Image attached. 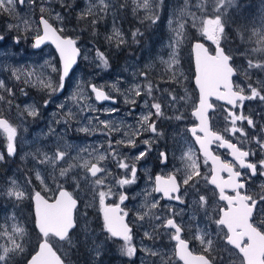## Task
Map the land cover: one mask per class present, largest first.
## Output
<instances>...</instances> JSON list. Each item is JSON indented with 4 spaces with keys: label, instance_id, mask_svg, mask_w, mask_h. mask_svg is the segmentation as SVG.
Listing matches in <instances>:
<instances>
[{
    "label": "rangeland",
    "instance_id": "obj_1",
    "mask_svg": "<svg viewBox=\"0 0 264 264\" xmlns=\"http://www.w3.org/2000/svg\"><path fill=\"white\" fill-rule=\"evenodd\" d=\"M68 2L72 4L71 15L61 7V0H35L34 6L30 3L21 5L19 0H17L13 14L10 15L8 12L0 10V35L4 36V39L0 41V80H3L8 87L13 88L15 92L14 96L9 97L5 90L0 89V95L5 97L4 101H0V116L17 127L16 153L12 158H8L5 154L6 136L0 131V153L6 157L5 160L0 161V193H6L12 187L13 180L16 181L20 190L26 192V197L19 201L15 198H9L7 195H0V223H4L5 218H9L11 223L13 222L11 218L15 217L14 222L23 226L26 231V235L18 240V242L25 244L26 252L24 255H17L14 258L13 264H24L25 257H28L34 251L35 245L39 240L32 226L30 196L39 191L41 196L46 200H52L55 192L58 190V185H62L66 191L73 194L74 198H77L78 209L74 213L77 227L70 233L74 244L56 242L50 237L54 250L64 259L65 264H142V261L151 262L153 260L156 261V264H179L174 257L173 242L164 231H160L158 235L154 234V237L150 239V245L143 243L141 239L149 240V238L144 237V232L146 230L151 232V225L157 222L151 215H145L143 220H138L137 217L144 213H158L162 216H172V212L168 211V206H171L168 203H159L157 209H151V202L157 199H154L151 195L150 171L155 170L158 166V164H152V159L155 157L157 160V153L159 151L166 152L168 161L164 165L163 171L176 172L180 175L181 180L184 179L188 163L184 159V154L189 150L192 151V145L186 135L185 127L188 125V119L191 117L189 111L193 109L196 102V93L191 84L193 74L190 65L189 45L192 41H199L207 47L210 53L215 49V45L205 39L192 26L193 14L195 17L201 19L206 15H211L214 0H187V3L185 0H164V6L158 10L160 19L155 25H152L150 20H143L142 22V18L149 14L148 10L137 9L133 12L136 3H141L142 0H135V3L133 0H112L117 5L115 16L111 12L108 14L100 13L103 19L99 20L95 26L96 36L92 35L90 23H86L85 21L78 23L77 18L74 17V14L84 10L94 0H68ZM156 2H159V0H156ZM120 4H125L126 8H119ZM42 5L50 7L52 12L41 13L40 7ZM181 11L184 13L183 16H181ZM55 12H61L66 17L64 23L67 31L62 33V35L77 39L78 46L82 51L88 53L89 59L87 60L83 59V56L79 57V69L83 72L96 69L97 73L95 72L91 76L87 75L84 77V74L76 71L72 79L69 80L64 92L52 95L49 104L45 107L44 102L49 99V90L41 87L38 83L25 85L23 77L17 80L12 75V70L14 68H27L28 70L38 71L37 66L43 64L45 59L51 60L58 67L55 55L49 46H43L38 50H34L32 47L34 36L38 32L40 34L37 22L38 17L45 15L53 27L59 28L61 26L54 17ZM174 12L176 13L175 17L173 16ZM227 16L228 24L225 31L228 40L222 43L225 49L230 50L233 55L231 63L237 69L234 83L239 84L247 90L249 83H256L258 79L264 80V72L256 69L251 70V76L246 75L249 57L243 55L247 50L250 58L256 59L264 56V53L251 51L256 46L254 43L255 38L253 37L251 41L248 39L253 31L251 25L253 23L259 25L261 20H264V0H234L232 6L227 9ZM91 19L90 15L88 20L90 21ZM170 19L173 20L172 27L169 26ZM180 23L184 25L186 39L182 38L180 63L177 66L178 73L175 79H172L173 74L167 70L164 61L170 59L171 49L169 44L176 39V33L173 31V28L179 27ZM10 24L16 27L9 30ZM114 26L124 34L126 39V43L119 48H117L115 40L109 42L106 39L107 36L112 34ZM136 29H140L142 35L139 36L138 42H133L131 33ZM16 36L20 37L18 44L13 39ZM90 36L95 37L98 46L92 44ZM97 48L107 55L109 60L107 70L98 67L99 61L95 58V50ZM91 61L93 65L87 66ZM117 64L119 66L112 70ZM141 69L148 72V79L145 80L137 75L136 80H134V74H138ZM94 77L97 78V85H105L104 90L116 99V103L114 106L111 104L98 105L91 95L87 101L80 99L79 103L92 104L99 111L96 113L87 110L81 111L69 97L74 91L78 90L76 88L78 83L83 84V93L85 95L90 94L86 88V82ZM45 78H52L54 82H59L58 73H51L50 69L47 70V77ZM137 80L142 86L151 81L154 88L153 94L155 96L158 95L156 97L160 98L163 110L170 109L172 113L166 116L167 120L165 118H160V120L155 116L151 118L157 121L158 130L162 135L155 137L154 142L151 144V151L145 158L139 160L148 159L149 161L146 165L143 167L136 166L139 174L136 175L135 183L137 180L140 181V178L142 179L140 187L133 194L129 195L126 191L129 187L131 189V185H126L123 188L115 185V179L123 176L122 170L118 169L116 164H111L108 159L101 162L102 166H106L113 174L109 176L114 179L109 187H112L115 192H124L128 197L121 208L128 213L125 217V222L133 227V245L137 248L136 256L133 257V261H130L127 257L120 255L119 249L123 241L116 240L104 231L102 219L100 218L99 197L95 195L94 198V193L91 190L98 186L94 185L95 178L91 177L86 169L81 167L84 159L91 160L88 153L81 151L83 147L72 146L68 140L65 141L67 137L66 129L60 130L56 126V134H51L49 127L52 128L55 121H57V118L53 116L55 112L60 111L65 114L71 108L77 118L75 119L76 122L79 119L83 120L81 118L82 112H86L88 118L99 115L101 119H108L107 117L109 116L112 120L123 122L121 123L123 129L119 131V133L124 131L121 134L123 135V139L126 140L128 138L125 135L126 132L129 134V131L134 130L132 128L128 131L124 130L131 124L135 126V132L139 130L140 134L145 136V139L152 140L154 134L143 130L146 128V125L142 127L139 123L141 115L147 112L143 100H148L149 104L152 100H149L150 98L147 97L146 93H142L141 97H136L134 93H131V98L136 101L140 100V103L131 104L125 102L126 96L129 95L128 90L130 86ZM114 82L117 84L119 91L111 87ZM21 88L24 89V93L20 91ZM155 88L160 89L162 93L156 91ZM163 89H170L179 98V102L169 104L168 101L171 100V97L168 96L167 92H163ZM28 97L30 100H28ZM8 100H11V105H9ZM60 103H64L66 107L64 109L58 108L57 105ZM29 105L36 107L41 113L37 118L33 119L27 116L24 110ZM105 108L118 109V112H116L118 115L116 113L111 115L104 113L103 109ZM262 109V114H264V105L263 108L261 105ZM175 115H182L183 118L176 120ZM40 121H43L44 129L38 128V122ZM124 125H127V127ZM165 129L167 130L168 143L166 146H161L164 141ZM130 135L133 136L131 132ZM107 141L93 142V144L87 145L84 148L91 150L93 146H96L100 152H103L108 146ZM155 143L157 147H153ZM57 144L62 145L68 152L66 161H62L60 167L67 168L69 164H75L66 177H60V167L54 169L51 165H40L33 159V155L37 153L38 149L54 153ZM139 145L140 141L137 146ZM141 145L143 147L136 152L137 154L148 147L144 144ZM139 161L131 159L128 163L131 164ZM20 164L23 166V170L18 168ZM10 168L14 169V171L11 172ZM37 170L40 171L41 177L46 180L47 190L36 179ZM75 172L82 173L81 182H76ZM98 175L103 176L104 174ZM107 188L105 187L102 190L107 191ZM144 198H147V201L149 198L151 200L150 202L145 200L144 203ZM118 201V195H114L106 199L105 202L106 204L114 205ZM171 208L176 213L173 217L174 220L182 226V230L188 241L201 246L200 250L202 251L199 253L208 257L209 253L204 251L205 246L195 239V236L197 235V230H200L201 234H210L214 241L216 231L213 228L211 210L207 212L203 210L199 214L191 202H188L187 207L171 206ZM4 226L10 230V224H5ZM7 243L5 238L0 237V245ZM145 246L157 250L161 255L153 257L145 253L142 250ZM95 250H98L100 253L98 260ZM213 260H215L214 255Z\"/></svg>",
    "mask_w": 264,
    "mask_h": 264
},
{
    "label": "snow or ice",
    "instance_id": "obj_2",
    "mask_svg": "<svg viewBox=\"0 0 264 264\" xmlns=\"http://www.w3.org/2000/svg\"><path fill=\"white\" fill-rule=\"evenodd\" d=\"M135 3V0H133ZM187 3V0H185ZM234 0H214L212 4V14L206 15L204 18L195 17L193 14V27L207 40L211 41L215 45V54L210 55L207 48L202 43H195L192 45V52L195 55L196 60V85L199 89V103L193 107L192 117L199 121L195 127L189 129L195 138L197 144L200 146V152L204 156V162L207 164L211 161L212 167L210 169L211 177L206 175L204 178L208 184L214 186L218 191L219 200L224 201L227 204V208L220 207V214L218 219H214L213 222L217 227L218 235L223 236L224 250L232 253V249L238 250L245 256V259L240 261V264H264V247L261 244L264 243V229L259 227V224L255 223V219L259 216L260 224H264V183L261 184V191L259 193L248 190V181L257 175L264 176V119L259 123L254 118L251 112L245 113L243 108L245 101H259L261 105H264V80H257L256 83H249L247 90L241 87L239 84H235L232 77L236 74L237 69L234 68L231 61L233 55L230 50H226L222 42L228 40L226 34V26L228 24L227 9L232 6ZM17 0H0V10L8 12L10 15L15 12V5ZM21 5L30 3L35 5V0H19ZM164 6V0H142L141 3H136V7L133 9L135 12L137 9H145L149 11V14L142 18L143 20H150L152 25H155L160 19L159 9ZM61 7L71 15L72 4L68 0H61ZM119 8H126L125 4H120ZM117 11V5L112 0H94L84 10L77 13V21H85L92 26V35L96 36L95 26L99 20L103 19L100 13L108 14L115 13ZM41 13H50L52 9L42 5L40 7ZM91 15L92 19L89 21L88 17ZM176 13H173L175 17ZM184 13L181 11V16ZM55 19L60 23L59 28L53 27L45 15H41L39 19V25L42 26L43 34L39 32L34 36L32 47L34 49H41L43 45L51 43L55 47L56 54L59 56V68L48 59H45L43 64L37 66L38 71L28 70L27 68H14L12 75L17 79L23 77V83L25 85L39 84L41 87L49 90V99L45 100V107L50 102L51 96L62 92L65 88V81L69 78V73L73 71L74 66L77 65L78 58L83 56V59H89L88 53L82 51L77 44V39L70 38L62 35L67 28L65 26L66 17L61 12L54 13ZM173 20H169V26L172 27ZM15 25H9V30L15 28ZM253 29L252 34L248 39L251 41L254 37L255 47L251 49L252 52L264 53V20H261L259 25L253 23L251 25ZM259 29V30H257ZM176 33V39L171 41L169 47L171 49L170 59L164 61L168 71L172 72V79H175L180 63V45L182 38L186 39L183 23L179 24V27L173 28ZM142 35L140 29L132 31L131 37L133 42H138L139 36ZM4 39L3 35H0V41ZM15 43L20 42V37L13 38ZM106 39L111 42L116 41L117 48L126 43L124 34L115 26L112 29V34L107 36ZM248 58L246 75L251 76V70L256 69L260 72H264V56H260L256 59L250 58L247 50L243 53ZM95 58L99 61L98 67L107 70L109 67V60L106 53L100 49L95 50ZM50 69L51 73H59V82L56 83L52 78L47 77V70ZM148 79V72L144 69L139 70L138 74H134V80L136 76ZM90 94L85 95L83 93V84L78 83L76 85L77 91H74L69 99L76 103V106L81 111H91L96 113L99 111L92 104L84 103L80 104L79 100L83 99L87 101L91 95H94L95 101L101 103L104 101H111L115 104L116 99L113 98L105 89V85H96L89 82ZM111 87L117 91L119 88L114 82ZM0 89L7 92L9 97L15 95L14 89L6 85L3 80H0ZM20 91L24 93V89ZM129 95L126 96L125 102L135 104L137 101L131 98V93H134L136 97H141L142 93H146L152 102L149 104L148 100L144 101V105L147 108V112L142 114L139 123L141 126H145L143 130L152 132L153 139H145L141 141L148 147L140 151L134 158L128 157L117 150V146H131L136 147L137 141L128 136V139H116L114 142L111 139L110 134L120 131V125L122 121L116 120H104L99 115L89 117L87 124L79 127L77 130L80 132L92 134L95 132H101L103 135L109 137L107 141V148L103 152L99 151V148L93 146L90 149L83 148L81 151L87 152L91 158L84 159L81 167L86 169L87 173L95 178L94 187L91 189L95 195L99 197V207L103 216L104 231L110 234L111 237H119L123 241L120 246V255L127 257L130 261H133V257L137 254V248L133 245V229L125 223V217L128 215L120 205H122L128 197L124 192H115L112 187H108L107 191L102 190L107 187L105 177L113 175L106 166H102L101 162L110 158L115 161L116 167L123 172V176L115 179V185L123 188L126 185L135 183L137 175V167L135 163H128L129 159L139 161L145 158L151 151V144L154 142L156 136L162 135L158 130L156 120L151 118L155 116L157 119L166 118L165 111L162 108L160 98L153 94V85L149 81L145 85L137 80L130 86ZM156 91H161L156 89ZM163 92H167L171 100L169 104H176L179 102V98L170 90L163 89ZM26 94V93H25ZM214 97L216 100L223 101L226 105L231 107H225L226 113L224 119L226 121L224 132L233 136L235 139L240 140L241 145H250L255 143L256 148L249 147L247 150L238 147L232 140L227 139L223 134L212 130L209 127L208 112L210 109H214V105L209 102V98ZM5 97L0 95V101H4ZM11 105V100H8ZM58 108L64 109L66 105L60 103ZM241 109L239 113L234 111L235 109ZM154 110V111H153ZM27 116L33 119L37 118L41 113L34 106H27L25 108ZM178 111V109H177ZM103 112L106 114H114L118 112L115 108H105ZM55 113L53 116L55 117ZM75 118V113L71 108L57 120L56 123H60L61 120L65 122ZM182 115H175L176 120H181ZM239 122V123H238ZM246 122L247 129H253V132H248L243 126ZM106 130V131H105ZM0 131L6 136V149L8 156H14L16 153L15 141L17 138V127L13 126L9 121L0 116ZM51 134H56L55 129L49 127ZM203 133V136L198 135ZM239 134L237 137L236 134ZM137 130L133 135H139ZM125 135H128L127 133ZM243 138V139H241ZM218 142V143H217ZM216 144L218 148H225L228 150V154L231 155L232 160L239 165L236 168L233 163L225 162L217 154H214L211 150V145ZM102 147V145H101ZM256 149L260 152V159L258 162H252L249 157L255 155ZM95 153V155H94ZM68 155L67 150L60 144H57L54 153L45 152L41 149L37 150V153L33 155V159L40 165H51L54 169L60 167L62 161H66ZM161 163L164 164L167 161V155L165 152L159 153ZM5 156L0 153V161L5 160ZM184 159L188 162L186 165L185 178L183 184L189 188L196 189V183H190L194 180V177L201 176L195 154L189 150L184 154ZM94 161V162H93ZM73 165L69 164L67 168L60 167V177H66ZM240 169H246L247 172H242ZM221 172L227 173V179L220 176ZM103 173V176L98 174ZM130 177V178H129ZM36 179L40 181L41 185L47 190L46 180L41 177L39 170L36 171ZM79 187V185H77ZM154 192L163 193L161 199L168 201L177 200L183 204L184 195L188 194L186 188L182 195H176L180 192V185L177 183L175 176L169 175L167 177L156 176L155 187L152 189ZM59 194L55 197L54 202H49L40 192L37 191L31 197L35 201V226L39 230V233L43 237V240L39 242V250L35 251V254H29L30 258L27 259V264H65L64 259L57 254L54 250V246L50 240V237L54 236L61 242H67L68 244H74V241L70 235V230L77 227V222L74 217V213L77 209V198H74L73 194L66 191L62 185H58ZM234 193V195L229 194ZM0 195H7L9 198H15L16 200H22L26 197V192L19 189L16 181H12V187H10L6 193H0ZM114 195H118L119 204L109 205L106 204V199L111 198ZM198 201L194 198V206L198 205L200 209L207 212L209 202L207 196L202 193H198ZM159 200L151 202V209H157L159 206ZM168 211L172 212V216H162L158 213H144L137 217L138 220H143L145 215H151L157 223L151 225L152 231H145L144 237L152 239L154 234L158 235L160 231H164L166 235H169L172 241L176 242L175 254L184 261V264H215L213 260V254L218 247L210 234H201L200 230H197L195 239L199 240L204 245V251L209 255L206 258L204 255L193 256L188 251L187 242L181 237L182 226L174 220L176 213L171 206H168ZM5 218L4 223H0V237L7 240V244L0 245V264H13L14 258L17 255H24L26 252L25 244L18 242L22 237L26 235L25 228L15 223V217ZM5 224H10V230L5 227ZM227 232H224V229ZM245 239L252 243L246 244ZM231 246L228 248L227 246ZM142 250L155 257L161 255L157 250H153L148 247H143ZM254 250V254L249 253ZM96 251L97 260L99 258V251ZM162 258V257H161ZM239 259V257H236ZM142 264H156V261L151 262L142 261Z\"/></svg>",
    "mask_w": 264,
    "mask_h": 264
},
{
    "label": "flooded vegetation",
    "instance_id": "obj_3",
    "mask_svg": "<svg viewBox=\"0 0 264 264\" xmlns=\"http://www.w3.org/2000/svg\"><path fill=\"white\" fill-rule=\"evenodd\" d=\"M207 48V47H206ZM210 53V52H209ZM213 53V52H212ZM211 53V54H212ZM79 60V59H78ZM112 60V59H111ZM92 61L90 62L89 65L87 66H92ZM122 65V64H120ZM191 65V64H190ZM119 66V64H117L116 66H114L112 68L115 69ZM80 67V64L77 62V65L75 66V69L71 72V74L69 75V78L66 79L65 81V88L67 87V84L69 82V80L72 79V77L74 76V73L76 71H79V73L81 74H84V77H86L87 75L91 76L92 74H94L95 72L97 73V70L94 69V70H89L88 72H83L82 70L79 69ZM78 68V69H77ZM192 70V68H191ZM235 78V77H234ZM234 78H232L233 82H234ZM59 81V79H58ZM89 82H92V83H95L97 85V78L94 77L90 80H88L86 82V88L87 90L90 92V88L88 87V83ZM191 84H192V80H191ZM64 88V90H65ZM64 90L62 92H64ZM107 92V91H106ZM29 98V97H28ZM92 98L94 100V96L92 95ZM114 98V97H113ZM30 100V98L28 99ZM138 103H140V100L137 101ZM96 103V102H95ZM196 103V102H195ZM195 103H194V106H195ZM101 104H111L112 106H114L113 103H108V102H105V103H101ZM215 107L214 109L208 114V116L210 117L209 119V127L214 130V131H217L221 134H223L227 139L229 140H232L234 143L237 144L238 147H241V143H240V140H237L235 139L233 136L229 135L227 132H224V128H225V124H226V121L224 119L226 113L224 112V108L227 107V106H223V105H220L218 103H212ZM100 105V104H98ZM52 107H54V105H52ZM174 108V107H173ZM262 108H263V105H262ZM130 110H133V109H130ZM193 110V109H192ZM165 113L169 114V113H172L171 110H164ZM234 111H236L237 113H239L241 111V109L237 108L235 109ZM243 111L245 113H249L251 112L254 116V118L256 119V121L258 122V125L259 123L262 121V119H264V114H262L263 112V109L261 110V103L259 101H245V106L243 108ZM190 112L191 110L189 111V115H190ZM85 112H82L81 116L84 114ZM55 117L57 118V120L60 118V116L64 115V113L60 112V111H57L55 112ZM118 115V113H116ZM84 116V115H83ZM108 119H104V120H109L110 117L108 116L107 117ZM75 119H77L76 117L70 121H67V123L65 122L64 125L62 127H59L58 129L60 130H63V129H66L67 130V138L73 136V135H76V134H79L80 131L76 130L77 126L78 128L79 127H82L84 125L87 124V120L82 117V121L79 119L78 122L75 121ZM117 119V118H116ZM181 122V121H180ZM56 123V121H55ZM175 123V122H174ZM188 125L185 127V132H186V135L188 136V139L190 140L191 142V145H192V152L195 154V159L197 160V164L199 166V170L201 172V176H198V177H194V180L190 183H193L195 182L196 183V189H192V188H189L187 185H184L183 184V179L181 180L180 178V175L176 172H173V171H163V169L165 168V164L167 163L168 161V157H167V161L166 163L162 164L161 163V160H160V156H159V153L160 152H164V151H159L157 153V160L156 158L154 157L152 159V164L153 165H156L158 164L157 168L155 170H151L150 171V183H151V195L153 196L154 199H157L160 201L161 204H165V203H168L169 205H171L172 207H187L188 205V202H191L193 204V207L196 209V212L201 214L203 212V209H200L198 205L194 206V198L195 200L198 201L199 199V195L198 193H202V194H205L207 196V199H208V202L210 203V207L208 206L207 208V211L211 210V219H212V223H213V228L214 230L216 231V234H215V237H214V242L215 244L218 246L215 250V253L213 254L214 255V259H215V262L216 264H240V261L243 260L242 258V253H240L238 250L236 249H232V253H234L235 255H230L229 252L225 251L224 250V240H223V236L221 235H218V232H217V227L215 225V223L213 222L214 219H218L219 218V214H220V207L222 206L223 208H227V204L226 202L224 201H220L219 200V194H218V191L214 188L213 185L211 184H208L207 183V180L204 178L206 175L208 176V178H210L211 176V172H210V169L211 167L209 166V164H205L204 162V158L202 156H200V154L198 153L191 137L189 136L188 134V129L189 128H192L195 126V123H194V120L192 119V117H190V119H188ZM239 123V122H238ZM80 125V126H79ZM125 127H127V125H124ZM246 129H247V125H246V122L244 123L243 125ZM44 124H43V121H40L38 122V128H42L44 129ZM131 127L132 125L129 124L128 128H125L124 130H131ZM135 128V126H134ZM56 129V128H54ZM123 129V126L120 125V130ZM106 131V130H105ZM248 132H253L254 130L253 129H247ZM124 132V131H123ZM123 132L119 133V132H113L111 133L110 135L113 136L115 139H123L121 135ZM130 132L131 134H133L134 132L133 131H129V134L128 132H126L128 135L127 136H131L130 135ZM150 132V131H149ZM152 133V132H150ZM236 136L238 137L239 134L237 133ZM133 139H135L137 141V144L138 142L140 141L141 142V139L140 137H138V135H133L132 136ZM145 138V137H144ZM128 139V138H127ZM164 141L163 143L161 144V146H166V144L168 143V136H167V130L165 129L164 130ZM243 139V138H241ZM218 143V142H217ZM141 144V143H140ZM78 146V145H77ZM80 147V146H79ZM142 146H137V149L135 150V154H137L136 152H138V150L141 148ZM153 147H157L156 143L153 145ZM244 148V150H247L249 147L255 149L256 146H255V143L253 142L252 144L250 145H243L242 146ZM211 150L213 151L214 154H217L221 157V159L225 162H231L233 163V165L236 167V168H239V165L235 163V161L232 160V157L231 155L228 154V151L225 149V148H218L216 144H212L211 145ZM166 153V152H165ZM6 154V153H5ZM134 154V155H135ZM167 155V154H166ZM13 157V156H12ZM12 157H8V158H12ZM133 158V157H131ZM260 159V152L258 149H256L255 151V155L249 157V160L252 161V162H258ZM131 161V159L129 160ZM145 161V163H143L140 167L146 165V163L149 161L148 159H145V160H142V162ZM108 162V161H107ZM140 162V161H139ZM139 162H136L135 165L136 166H139L137 165V163ZM73 164V163H72ZM112 164V163H111ZM75 166V164H73ZM18 168L22 169L23 170V166L20 164L18 165ZM152 169V168H151ZM10 171H14V169H11L10 168ZM159 171V172H158ZM240 171L242 172H247L246 169H240ZM167 172V173H166ZM137 174H139L137 172ZM162 176V177H167L169 175H172V176H175L176 180H177V183L180 185V192L179 193H176V195H182L185 191V189L187 188L188 189V194L187 195H184L183 198H184V203L181 204L179 203L177 200H171V201H168V200H165V199H161V197L163 196V193H158V192H154L152 191V189L155 187V177L156 176ZM220 176L223 177L224 179H227V173L226 172H221L220 173ZM185 178V177H184ZM111 181L108 182V187L110 186V184L113 182L114 179L110 178ZM142 178H140V181H141ZM140 181L137 180L135 185L134 186H131V189H126V191L128 192L129 195L133 194L134 191H136L138 189V187H140ZM142 183H143V180H142ZM264 183V176H255V177H252L249 181H248V190L250 191H254V192H257L259 193L261 191V184ZM141 187H142V184H141ZM58 191V190H57ZM56 191V192H57ZM55 192V193H56ZM229 194H232L234 195V193H229ZM55 195V194H54ZM31 197V196H30ZM54 197V196H53ZM53 199V198H52ZM147 201V198L145 199ZM145 200H144V203H145ZM151 200V198L148 199L147 202H149ZM48 201H51V200H48ZM125 203V202H124ZM116 204H119V201L116 203ZM123 205V204H122ZM120 205V207L122 206ZM31 207V205H30ZM194 210V209H193ZM195 211V210H194ZM31 214H32V211H31ZM102 215V213H101ZM101 218V217H100ZM102 219V218H101ZM260 217L257 216L256 219H255V223L259 224V227L261 229H264V224H260ZM102 221V220H101ZM126 223V222H125ZM132 229V225H130L129 223H127ZM32 226H33V216H32ZM33 230H34V227H33ZM74 230V229H73ZM72 230V231H73ZM71 231V232H72ZM224 232H227V229L225 228L223 230ZM34 232L36 233V231L34 230ZM70 232V233H71ZM37 234V233H36ZM38 236V234H37ZM39 237V236H38ZM181 237L187 242L188 244V250L190 253L194 254V255H204V254H201L199 253L201 249V246H198L196 243L194 242H190L188 241V239L185 237L184 235V232L182 230L181 232ZM117 240V239H116ZM143 241V243L145 245H148L145 243V240H148V239H141ZM171 240V239H170ZM39 241V240H38ZM150 241V239H149ZM173 242V252H174V247H175V242ZM245 243L246 244H250L252 243L251 241H248L247 239H245ZM36 246V245H35ZM228 248H231V246H227ZM261 247H264V243L261 244ZM35 250V249H34ZM34 252V251H33ZM32 252V253H33ZM31 253V254H32ZM250 255L254 254V250H252L250 253ZM30 255H28L29 257ZM205 256V255H204ZM27 257V258H28ZM175 257V256H174ZM206 257V256H205ZM236 257H239V259H236ZM207 258V257H206ZM176 259V258H175ZM26 261V259H25ZM25 261H24V264H25Z\"/></svg>",
    "mask_w": 264,
    "mask_h": 264
},
{
    "label": "water",
    "instance_id": "obj_4",
    "mask_svg": "<svg viewBox=\"0 0 264 264\" xmlns=\"http://www.w3.org/2000/svg\"><path fill=\"white\" fill-rule=\"evenodd\" d=\"M39 19H40V17H38L37 18V22H38V26H39V29H40V34H43V30H42V26H40L39 25ZM32 42H33V40H32ZM195 43H201V42H199V41H192L191 43H190V45H189V53H190V61H191V67H192V74H193V76H192V86H193V88H194V90H195V93H196V103H195V105L196 104H198L199 103V89L197 88V85H196V75H197V71H196V60H195V55L193 54V52H192V45L193 44H195ZM203 44V43H202ZM204 45V44H203ZM43 46H49L50 48H51V50L53 51V53H54V55H55V58H56V60H57V64H58V68H59V56L56 54V51H55V47L51 44V43H47V44H45V45H43ZM42 46V47H43ZM205 46V45H204ZM205 48H206V46H205ZM34 50H38V49H34ZM210 55H214L215 54V49L213 50V53L211 54V53H209ZM79 59V58H78ZM76 66V65H75ZM75 66H74V69H75ZM73 69V70H74ZM72 72V71H71ZM71 72L69 73V75L71 74ZM235 77V75L232 77V78H234ZM58 79H59V73H58ZM94 96V95H93ZM94 101H95V98H94ZM96 102V101H95ZM105 102H108V103H111V101H104V102H101V103H105ZM209 102L210 103H218V104H220V105H223V106H227V107H231L230 105H226L223 101H219V100H216L214 97H211V98H209ZM101 103H97L96 102V104H101ZM213 109H210L209 110V112H208V114L212 111ZM191 113H192V110H191V112H190V116L192 117V115H191ZM192 119L194 120V123H195V126L197 125V124H199V121L198 120H196L194 117H192ZM194 126V127H195ZM190 129V128H189ZM189 129H188V134H189V136L191 137V139H192V141H193V143H194V145H195V147H196V149H197V151H198V153L200 154V156H202L203 158H204V156H203V154L200 152V146H199V144H197V142H196V140H195V138L193 137V135H192V133L189 131ZM198 135H200V136H203L204 134L203 133H198ZM227 150V149H226ZM228 151V150H227ZM5 153H6V155H7V149H5ZM8 156V155H7ZM8 157H12V156H8ZM208 164H209V166L210 167H212V164H211V161H209L208 162ZM211 177V176H210ZM35 193H33L32 195H31V197L34 195ZM59 194V192L57 191L56 193H55V195H54V197H53V199L51 200V201H49L50 203L51 202H54V199H55V197L57 196ZM31 197H30V205H31V211H32V216H33V227H34V230L36 231V233L38 234V236H39V241L36 243V246H35V250H34V252L32 253L33 255L35 254V251H38L39 250V242H41L42 240H43V237L41 236V234L39 233V230L36 228V226H35V201L34 200H32L31 199ZM101 218H102V223H103V226H104V222H103V216L101 215ZM73 230V229H72ZM72 230H70V232L72 231ZM110 235V234H109ZM52 239H54L56 242H61V241H59L58 240V238H56V237H54V236H52L51 237ZM113 238H115V239H117V240H120L119 239V237H113ZM175 242V241H174ZM175 249H176V242H175V247H174V256H175V258H176V260L178 261V263L179 264H184V261L183 260H181L176 254H175ZM189 251V250H188ZM192 254V253H191ZM193 256H200V255H194V254H192ZM242 255V258H243V260L245 259V256L243 255V254H241ZM28 258H30V256L28 257ZM25 264H27V259H26V261H25Z\"/></svg>",
    "mask_w": 264,
    "mask_h": 264
},
{
    "label": "bare ground",
    "instance_id": "obj_5",
    "mask_svg": "<svg viewBox=\"0 0 264 264\" xmlns=\"http://www.w3.org/2000/svg\"><path fill=\"white\" fill-rule=\"evenodd\" d=\"M162 86V85H161ZM164 87V86H163ZM165 88V87H164ZM154 89V88H153ZM155 90H156V88H155ZM159 92V91H158ZM161 92V91H160ZM157 93V92H156ZM162 93V92H161ZM158 94V93H157ZM30 96V95H29ZM156 96H158V95H156ZM150 101H151V99H149ZM142 101V100H141ZM143 102H144V100H143ZM147 110V109H146ZM144 111V110H143ZM139 113V112H138ZM84 115V116H83ZM82 115V117H84L86 120H88V114L85 112L84 114ZM139 115V114H138ZM168 114L166 113V116H167ZM62 116V115H61ZM60 116V117H61ZM81 117V118H82ZM166 119V118H165ZM161 120V119H160ZM167 120V119H166ZM64 120H61L60 121V123H54L53 124V126H52V128L54 129V128H56V126H57V128H59V127H62L63 125H64ZM165 122H167V121H165ZM168 124H170V123H168ZM132 129H134L133 130V132L135 133V128H134V125H132V127H131ZM111 136V135H110ZM138 137H140V139H141V141H143L145 138V136L144 135H142V134H139L138 135ZM109 139V137H107V136H105V135H103L101 132H95V133H92V134H88V133H84V132H80L79 134H76V135H73V136H71V137H69V138H67L65 141H69V143L73 146V145H78V146H80V147H86L87 145H90V144H93V142H96V143H98V142H103V141H105V140H108ZM111 139L113 140V142L116 140L113 136H111ZM141 143V142H140ZM141 144H143V143H141ZM140 144V145H141ZM139 145V146H140ZM142 146V145H141ZM143 147V146H142ZM141 147V148H142ZM145 147V146H144ZM137 149V146L136 147H131V146H124V145H119V146H117V150L119 151V152H121L122 154H124V155H127L128 157H133L134 156V152H135V150ZM108 160H109V162L110 163H112V164H114L115 165V161H113V160H111L110 158H108ZM130 160V159H129ZM128 160V161H129ZM143 163H145V161H140L139 163H137V165H139V166H141ZM40 166V165H39ZM145 166V165H144ZM143 167V166H142ZM145 168V167H144ZM12 172V171H11ZM76 173V182H81L82 181V173H80V172H75ZM84 181V180H83ZM105 181H106V185H107V187H108V182L109 181H111V179H110V177L109 176H106L105 177ZM85 182V181H84ZM48 184V183H47ZM135 185V183H133V184H131V186H134ZM146 186V185H145ZM126 187V186H125ZM128 187V186H127ZM130 188V187H129ZM144 188V187H143ZM128 191V190H127ZM145 193V192H144ZM2 199V198H1ZM3 199H4V197H3ZM144 200H145V198H144ZM1 202V201H0ZM3 202V201H2ZM150 202V201H149ZM3 203H5V202H3ZM145 243L146 244H148V245H150L151 244V242L149 241V240H145Z\"/></svg>",
    "mask_w": 264,
    "mask_h": 264
},
{
    "label": "trees",
    "instance_id": "obj_6",
    "mask_svg": "<svg viewBox=\"0 0 264 264\" xmlns=\"http://www.w3.org/2000/svg\"><path fill=\"white\" fill-rule=\"evenodd\" d=\"M74 17H77V13L74 14ZM91 28H92V26H91ZM90 39H91V42H92V44H93L94 46H98V43H97L95 37L90 36Z\"/></svg>",
    "mask_w": 264,
    "mask_h": 264
}]
</instances>
